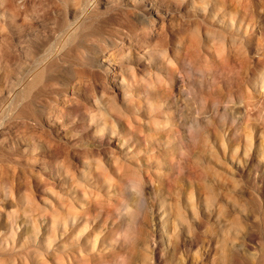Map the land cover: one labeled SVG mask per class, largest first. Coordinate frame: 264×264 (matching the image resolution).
<instances>
[{"label": "rangeland", "instance_id": "1", "mask_svg": "<svg viewBox=\"0 0 264 264\" xmlns=\"http://www.w3.org/2000/svg\"><path fill=\"white\" fill-rule=\"evenodd\" d=\"M0 264H264V0H0Z\"/></svg>", "mask_w": 264, "mask_h": 264}]
</instances>
